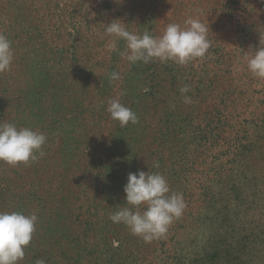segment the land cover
<instances>
[{
    "label": "rangeland",
    "instance_id": "374dc122",
    "mask_svg": "<svg viewBox=\"0 0 264 264\" xmlns=\"http://www.w3.org/2000/svg\"><path fill=\"white\" fill-rule=\"evenodd\" d=\"M197 12L209 24L203 58L130 64L120 55L125 41L118 51L106 48L105 25L114 19L158 36ZM262 31L264 0H0V34L14 51L10 71L0 74V122L47 137L38 161L0 162V211L38 216L19 264H172L209 235L202 216L213 208L203 195L224 200L232 181L255 197L234 200L231 212L238 204L257 222L264 80L247 70L245 55L260 46ZM185 85L191 104L179 91ZM111 99L138 123L121 128L106 111ZM139 171L163 174L186 205L154 244L109 219L125 206L128 174Z\"/></svg>",
    "mask_w": 264,
    "mask_h": 264
},
{
    "label": "clouds",
    "instance_id": "9594fccd",
    "mask_svg": "<svg viewBox=\"0 0 264 264\" xmlns=\"http://www.w3.org/2000/svg\"><path fill=\"white\" fill-rule=\"evenodd\" d=\"M200 13L189 17L184 27L169 23L158 36L145 31L134 34L127 30L121 19H114L105 25V35L110 37L106 45L108 51H118L117 41H125L126 51L120 52L121 58L130 64L155 60L173 61L185 65L196 58H203L210 42L207 38L209 24L199 18ZM259 47L246 53L247 70L251 75L264 80V31L261 32ZM14 59L11 41L0 34V74L10 71ZM110 80L119 79V73H110ZM183 102L191 104V97L186 93L190 88L185 85L180 90ZM121 92L120 95H125ZM106 111L110 118L119 123L121 128L138 123V117L130 108L117 99L108 101ZM47 137L44 133L28 127L18 128L15 123L0 122V162L10 166L27 165L36 162L45 153L42 150ZM159 168V162L153 163ZM125 206L110 214L109 219L116 224H123L132 235L140 237L145 243L162 239L175 219L182 216L186 207L183 194L172 192L166 177L159 172L129 173L124 186ZM146 206L143 211L141 207ZM38 216L35 213L25 215L22 212L0 211V264H19L25 256L27 247L36 230ZM37 264H46L39 259Z\"/></svg>",
    "mask_w": 264,
    "mask_h": 264
},
{
    "label": "trees",
    "instance_id": "16d2710c",
    "mask_svg": "<svg viewBox=\"0 0 264 264\" xmlns=\"http://www.w3.org/2000/svg\"><path fill=\"white\" fill-rule=\"evenodd\" d=\"M207 191L210 190L205 192ZM241 192L243 191L239 182L232 181V186L227 187L224 200L216 198L212 193L203 195V198L208 200V209L213 208L211 215L202 216L203 225L209 224V227L204 226L209 229V235L201 244L193 242V247L189 248L187 254L176 253L172 257V264H264V221L260 224L261 220H264V209L257 204L256 199V205L261 209L259 222H253L246 213L240 212L238 204L234 205L231 212L230 205L234 200L239 199L238 203L243 205L250 196L255 197L252 192L245 195ZM261 203L264 204V197ZM247 210L248 214L253 211L250 207H247ZM253 213L256 214L254 211ZM147 248L146 252L152 254L151 247ZM149 263L155 264L153 260Z\"/></svg>",
    "mask_w": 264,
    "mask_h": 264
}]
</instances>
